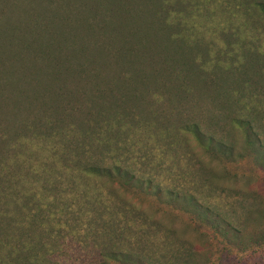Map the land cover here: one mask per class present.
Returning <instances> with one entry per match:
<instances>
[{
    "label": "rangeland",
    "instance_id": "374dc122",
    "mask_svg": "<svg viewBox=\"0 0 264 264\" xmlns=\"http://www.w3.org/2000/svg\"><path fill=\"white\" fill-rule=\"evenodd\" d=\"M248 1L115 0L122 7L112 12L114 1L102 6L100 0H0V244L11 248V264L22 259L25 264H103L102 251L132 259L106 264H264V12ZM164 9L178 14V24L167 20ZM95 13L97 31L89 27ZM175 32L187 37L175 41ZM227 48L216 59V52ZM195 64L202 65L201 72L186 68ZM63 66L72 70L61 73ZM27 77L53 84L52 96L56 89L65 92L53 104L41 99L55 109L54 123H60L67 106L84 107L91 121L98 120L97 113L110 118L116 132L96 153L115 151L129 185L121 189L103 182L97 170L82 184L75 183L79 174H66L56 156L64 157L61 149L54 152L50 143H40L39 104L27 109L18 103L22 111L13 113L11 103L22 96ZM105 90L116 99L123 95L125 102L111 106L110 115L106 109L114 97H105L102 107L91 103ZM78 94L85 95L82 107ZM125 107L142 115L140 128L128 129V122V130L121 128ZM81 110L69 117L80 120ZM178 123L185 130L177 132ZM149 173L158 184L195 194L197 207L214 213L198 219L144 185L133 194L134 179ZM12 176L23 179V193L34 189L40 198L39 188L51 178L49 196L40 201L43 209L50 203L55 211L51 229L34 220L39 197L22 195L17 203L6 196ZM57 178L64 180L62 189L78 188L90 200L98 198L102 184L107 195L125 194L140 210L138 223L146 218L143 229H134L137 243L127 244L128 234L107 235L100 203L89 216L93 208L86 199L68 195L69 208L59 206ZM148 224L152 229L145 235ZM10 253L0 252V264Z\"/></svg>",
    "mask_w": 264,
    "mask_h": 264
},
{
    "label": "trees",
    "instance_id": "16d2710c",
    "mask_svg": "<svg viewBox=\"0 0 264 264\" xmlns=\"http://www.w3.org/2000/svg\"><path fill=\"white\" fill-rule=\"evenodd\" d=\"M106 1L108 2H112L114 1L115 4V8H110L109 11L111 10L112 12H115L117 10V7H122L119 5H116L115 0H100V4L102 6L106 5ZM249 4H251L253 7L258 8L260 10H262L264 12V2L258 0V1H248ZM103 14H102V18H107L105 16H107V8L106 6L104 8H102ZM105 13V14H104ZM163 13H165L167 20H169V22H174V24H178L179 22V18H178V14L174 13L172 11H170L169 9H164ZM99 14L95 13L92 17V21L91 24L94 23L95 24H88L90 28H92V30H101V28L99 27V29L95 28V25H99ZM115 15V14H114ZM114 15H112V17L110 18V22H112ZM87 24V22H86ZM112 24V23H111ZM160 24V23H159ZM162 25V24H161ZM189 32L190 30L187 29ZM197 30H200V28H198ZM174 37L173 40H183V38L187 37V33H185V35H181L178 32H175L171 35V38ZM228 48L225 49V51L221 52H216V59L217 55L221 56L223 54L228 53ZM48 56V54H47ZM218 56V57H219ZM199 65V64H198ZM197 64L192 65L190 67H186L188 70H192V69H197L200 72L202 71L200 69V67L202 65L198 66ZM202 68V67H201ZM229 68V67H228ZM65 69H71L69 66L68 67H62L60 69V72L63 73ZM195 69V70H196ZM203 69V68H202ZM216 70V69H215ZM68 73H70V70H67ZM56 76L59 78V76L56 74ZM50 77V76H49ZM63 77V76H62ZM29 77H27L26 79V86L24 88L25 92L23 91L24 88H22L21 91V95L20 97H17V102L12 105L11 103V107L13 109V113L20 112L23 109V106L18 104H27L26 108L28 109V106H36V104H39V108L36 109L38 110L37 114L39 115V119L41 121L37 122V128L40 129L43 133H41V135H39L38 137H41V144L43 141H46L48 144L49 148H52L54 150V152H56L58 149H61L62 153L64 154V157L57 153L56 156H59V159H63V162H60V165H64L65 167V172L66 174H73L76 176L79 174L80 175V182L75 181V183H79L82 184L85 182V177L89 178L91 177V174H95L97 175L94 171L97 170L99 177L102 178L103 182H108L112 185V183H117L118 186L123 189L125 187V185H129V182L125 179V175L123 174V172L121 171V168L119 166L116 165V158H117V154L115 151L113 150H108L106 149L104 152H101L99 155H97L96 151L99 149H103L104 146H108L106 145V141L105 138H109V136L111 134H113L114 132H116V128L113 130L112 128V124L110 123V121L108 119V117L104 116L103 114H96L98 120L96 121V119H94L93 121H91L89 118V115H86V112H83V108L82 106L85 105V95L83 94H78L75 95L76 97H78V99L76 100L77 102H79L81 104V107H73V106H67L66 108L64 107L63 110V118H61L60 123H54V119L56 114H52V112L55 113V109L52 108V105H48V104H43L41 103V99H45L48 101H51L52 104L54 101H56V98H58L59 93L60 96H62L63 93L65 92H60V90L56 89V93L55 91L54 96H52L51 92L52 90H55L54 87L52 86L53 84H50L51 87H49L48 85H43L41 84V78L40 79H35V77L33 78V80L29 81L28 80ZM53 79V83L54 82V78ZM16 81H18V85L21 82L20 77L18 76L17 78H15ZM33 81V82H32ZM58 86V84H57ZM51 88V89H49ZM166 92V91H165ZM108 95V96H106ZM102 96V98H101ZM123 95L120 94L119 98L116 99L115 98V93L111 90H105L102 92H99L96 94V96L93 97V99L91 100L92 104H95L97 106L101 105V103H107L108 98L107 97H114V104L112 102V104H110V107L108 109H106V114L110 115V112L112 111V108L115 105H118L119 103H125V102H121L123 99V97H121ZM167 96V92L165 94V98ZM106 97V100L104 99ZM101 98V100H99ZM182 99V98H181ZM3 100V99H2ZM105 101V102H102ZM103 105H101L102 107ZM112 106V108H111ZM77 108V109H76ZM81 110V112L79 113L80 116V120H73L71 119L69 116L76 112L77 110ZM151 114H153L155 116V114L152 111V107L149 108ZM255 109H252V111ZM99 111V110H98ZM256 112V111H255ZM252 113V115L254 116V113ZM88 113V112H87ZM105 114V113H104ZM105 114V115H106ZM132 116H131V115ZM48 117L51 116V119H47V121L44 122L43 117ZM66 117V118H64ZM101 118H103V123L98 126V122H100ZM140 120H137V119ZM70 119V120H69ZM143 117L142 115H138L136 113L133 112H129L127 110V108H124L123 114H122V119L120 122V126L121 128H123L125 131L128 129H136L137 127L140 128L143 124ZM56 122V121H55ZM129 124H128V123ZM144 122V121H143ZM236 123L238 122V120L235 121ZM135 123H137L138 125H135ZM241 122H239L240 124ZM66 124V126H64ZM89 124V125H88ZM126 124H128L130 127L127 129L126 128ZM246 124H249V122H246ZM62 126V129L58 130L59 126ZM95 125L96 128H93ZM60 126V128H61ZM78 126H81L80 128H78ZM185 130V128L183 127L182 124L178 123V125L176 126V131L177 132H182L183 130ZM166 130H168V127L166 128ZM83 132L82 134V138L81 139H77L74 136L78 133V132ZM193 135L196 137L197 141H201L198 138V133H197V129L196 127H194L193 131H192ZM56 140V142H55ZM53 141V142H51ZM110 146V145H109ZM200 146L205 147L206 149H208L205 145L201 144ZM226 146V145H224ZM210 149V148H209ZM59 164V163H58ZM7 176V175H6ZM133 176L131 175L130 178H132ZM39 178V177H38ZM92 178V177H91ZM60 178H57L56 181L59 184V187L62 189L63 185H64V180H59ZM93 179V178H92ZM137 179V180H136ZM77 180V179H76ZM134 183H133V194H137L138 191H143L142 185H144L145 191L148 189L150 190V192L152 193H156L159 194L160 196L163 197H167V199H171V203H174V205H180V207H187L184 208L185 210H187L190 213H193L195 215V217H197L198 219L201 217H204L205 214L207 212L210 211V213L213 212V209L211 211V209L209 208H205V207H201L198 208L200 205L198 204L199 199L195 198V194L190 193H180L179 190L177 188H168L166 186H163L161 184H158L155 182V179L153 177L152 174H146L143 175L142 177H138L134 179ZM21 181H23V179H17L16 177H10L9 179V187H7V190L5 191L6 196H8L11 199V202L15 201L18 203V201L21 199L19 196L22 195H26L29 196V194L34 196V198L36 199L37 197H39V193H37V190H30L27 193H23L24 191H21L19 188V184L21 183ZM51 182V178H48L46 180V183L44 185H42V187L39 188V191H43L44 194H41V198H45V196H49V194H47V184H50ZM39 183V182H38ZM74 183V181H73ZM34 184V183H32ZM138 185H139V190H138ZM105 185L102 184V188L100 190V194H98V198L94 197L93 200H90V197L85 194L84 191H80L78 188H76V190L71 191L70 193H68L66 190L68 189H57V191L54 189V194L56 195L57 193H59L58 199H60L61 201L59 202V206H64L65 208H69V205L67 204V198L68 195H72L73 199L75 200H80L79 202L83 201V199L91 201L90 203V208H93V206H95V204H101L100 206H102L103 208V214H105V218L103 220V226L102 228L105 229V227H110V229H113L112 231L107 230L108 233L107 235L109 237L113 236L116 237L118 235H123V234H128L130 236V238L127 239V244L129 245H135L136 243L133 242V239L135 238V231L134 229L140 228L143 229V227H141V225L143 224L144 227L146 225V218L143 217L142 222L143 223H138L140 218V210L136 207V205L134 204L133 201H131L129 198H126L125 194L119 195L117 193H113L112 196L107 195L104 193L105 190ZM36 189L38 188V186L35 187ZM129 188V187H128ZM132 188V187H131ZM137 188V189H136ZM130 189V188H129ZM34 193V194H33ZM52 194V196H55ZM169 197V198H168ZM182 197L184 199H182ZM41 198L39 197L36 200V203L38 201L39 205H35L33 211H38L37 213H39L38 216H35L34 220H38L40 223L43 224V229H51V225L55 224L57 219H54L55 216H52V214L55 213L52 212L53 208H50V203L47 205L48 209H43V207L40 204ZM18 199V200H17ZM95 199H97V201H95ZM70 202V201H68ZM186 203V204H183ZM71 204V203H70ZM169 204V203H168ZM188 204V206H186ZM72 205H70L71 207ZM190 206V207H189ZM198 206V207H197ZM32 211V212H33ZM97 212V209L93 208L91 210H88L86 213L89 216L90 213H95ZM214 213V212H213ZM92 217V216H91ZM201 220V219H200ZM204 219H202L201 221H203ZM227 222V221H226ZM59 224V223H58ZM149 225V231L145 230L144 234L148 235V233L151 231L152 226ZM91 227L92 226V222L90 224ZM100 228V227H99ZM217 228V227H216ZM101 229V228H100ZM49 233L51 234L52 231H49ZM52 239L56 240L57 237H51ZM20 241L17 240V244H16V250H18V245ZM29 242V241H26ZM27 247H30L26 244ZM33 250V248H31ZM0 252H6V253H10L11 248H9L8 246L4 247V244H0ZM32 251V255H33ZM12 255V253H10L8 256L2 258L1 263L3 264H11L13 263V260L11 261L9 259V257ZM102 257H103V264H106L107 262H109L110 260H116L117 262H124V260H129V263H132V259L130 260L129 256H127L125 253L124 254H120V253H111V252H107V251H102ZM31 262H32V258H31ZM24 260L22 259L20 264H23ZM25 264V263H24Z\"/></svg>",
    "mask_w": 264,
    "mask_h": 264
}]
</instances>
